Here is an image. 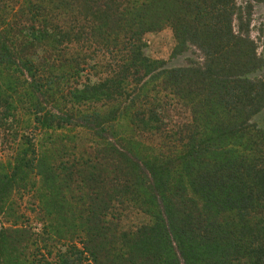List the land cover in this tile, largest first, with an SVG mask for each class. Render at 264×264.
Wrapping results in <instances>:
<instances>
[{"label": "trees", "instance_id": "trees-1", "mask_svg": "<svg viewBox=\"0 0 264 264\" xmlns=\"http://www.w3.org/2000/svg\"><path fill=\"white\" fill-rule=\"evenodd\" d=\"M250 10L0 0V264H264V45ZM166 28L174 57L197 56L187 66L145 56V35ZM146 138L157 154L144 160Z\"/></svg>", "mask_w": 264, "mask_h": 264}, {"label": "rangeland", "instance_id": "rangeland-1", "mask_svg": "<svg viewBox=\"0 0 264 264\" xmlns=\"http://www.w3.org/2000/svg\"><path fill=\"white\" fill-rule=\"evenodd\" d=\"M238 5L243 8L244 10L251 7V14H252V27H253V36L256 38V40L260 39L262 40L259 42V45H264V2L261 0H237ZM145 41V49L144 54L146 57L153 61L163 62L166 64L167 68H179L187 66L188 62L192 59H196L197 56L195 54H192L191 52H186L182 55L173 56L174 49L176 47V39L174 36V33L172 29L166 28L160 32L150 33L145 35L144 37ZM99 61H102L99 59ZM96 62V61H95ZM94 62L90 64V66H93ZM100 65L107 66L108 62H103ZM99 69L101 72H103V69L98 66V68H92L87 67L86 71L79 74V76H76L74 81L72 83L81 84L86 83L90 81L96 80V74ZM24 115L20 119L21 128H26L27 125V119L29 118V115H25L28 113H23ZM189 117L188 114H183V119ZM261 124H264V114L261 115L258 120ZM130 130L128 134L131 132L137 131V128H127ZM140 132V130H139ZM137 131L136 134L139 133ZM81 133L77 132H63L62 136L67 139H73L77 135H80ZM134 134V136L136 135ZM80 139H78V144L84 143L83 137L79 136ZM87 138V137H86ZM139 140V139H138ZM149 138H146V140H140L142 141V144L139 146L141 151L139 152L142 159L146 160L150 158V156H153L157 154V150L154 148L156 147L153 142L149 141ZM137 142V140H135ZM9 152H5L4 155H7ZM36 189L34 190V193L36 194ZM35 194L33 197H30V199L27 200L26 204L23 205V208H26L25 213L29 215L31 218H36V215L33 212H36V214L39 213L38 209L42 208V205L37 203V201H34L33 198H35ZM38 212V213H37ZM142 221V220H140ZM139 221L136 223L138 224ZM41 228V224L37 223V221H34V226Z\"/></svg>", "mask_w": 264, "mask_h": 264}]
</instances>
